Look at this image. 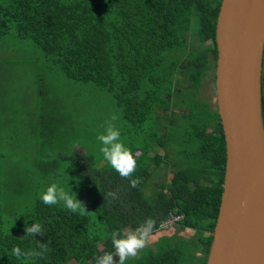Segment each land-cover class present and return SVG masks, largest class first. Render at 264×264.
<instances>
[{
	"label": "trees",
	"instance_id": "16d2710c",
	"mask_svg": "<svg viewBox=\"0 0 264 264\" xmlns=\"http://www.w3.org/2000/svg\"><path fill=\"white\" fill-rule=\"evenodd\" d=\"M209 1L0 0V40L9 36L23 46L30 44L44 54L49 69L60 71L79 88L89 85L92 92L111 96L123 123L117 125L121 139L137 160L133 178L140 180L132 188L109 163L96 168L94 154L67 153L61 141L73 103L58 96L53 100L44 89L34 95L27 88L29 81L18 91L13 76L20 72L13 67L16 62L10 66L0 60V264H69L71 260L96 264L98 256L114 253L113 231L134 230L150 217L156 221V233L170 212L184 215L176 228L208 233L204 241L196 242L201 255L196 251L193 255L196 264H206L226 168L220 114L210 110L208 121L195 127L194 147L185 151L188 166L176 168L158 189L152 185L151 167L166 162L168 154L150 152L169 141L158 127L160 110L168 112L173 91L190 89L179 85L178 76L187 74L197 92L217 64V47L187 50L191 32L201 42L216 36L222 0ZM262 92L264 118V59ZM166 118L167 130L173 122L168 114ZM152 120L149 133L146 122ZM64 164L82 181L80 192L89 189L95 196L83 214L60 203L45 205L38 195L52 183L65 186L58 175ZM109 191L118 192L119 199L105 200ZM4 211L12 218L3 219ZM26 221L29 226L40 223L45 234L25 237ZM15 246L42 254L25 261L13 256ZM179 255L174 247L159 253L149 250L126 264H181Z\"/></svg>",
	"mask_w": 264,
	"mask_h": 264
},
{
	"label": "water",
	"instance_id": "95a60500",
	"mask_svg": "<svg viewBox=\"0 0 264 264\" xmlns=\"http://www.w3.org/2000/svg\"><path fill=\"white\" fill-rule=\"evenodd\" d=\"M216 43L226 168L206 264H264V0H222Z\"/></svg>",
	"mask_w": 264,
	"mask_h": 264
},
{
	"label": "rangeland",
	"instance_id": "374dc122",
	"mask_svg": "<svg viewBox=\"0 0 264 264\" xmlns=\"http://www.w3.org/2000/svg\"><path fill=\"white\" fill-rule=\"evenodd\" d=\"M208 2L210 1L208 0ZM186 41L190 45V50L196 49L200 43L196 34L192 32L187 35ZM2 59L6 60L10 66L16 62L13 67L20 72L13 74V76L15 78L14 82L16 81L18 84L15 86L18 91L22 92L25 88L24 84L29 81L30 84L27 88L34 95L41 94L42 89H44V95L48 94L51 98L53 97V100H55V96H58L60 99L63 98L65 101L73 103L74 108L68 110L73 114L70 115L65 139L63 137L61 141V144H66L67 153L88 152L94 154L95 157L97 156L96 161L98 164L96 168L108 163L104 157H101L103 154L99 151L100 144L97 136L104 131L105 121L112 114L118 116V113L117 107L112 103L113 100L107 92L100 90L92 92V89L89 90V85H82L79 88L78 84L68 81L60 71L49 69L50 63L39 49L33 48L30 44L23 46L22 42L14 37L7 36L5 39L0 40V60ZM184 63H186V60ZM178 77L180 79L179 85L182 84L183 87L190 89L178 93L173 91L168 112L160 110L162 122L158 127L162 130L163 139H165V134H168L169 141L165 142L164 147L156 145L150 155L156 153H163L164 156H166L165 154L168 155L165 159L166 162L156 168H154L155 165L151 167V170H153L151 180L154 189H158L166 177L170 179L176 168L188 166L189 158L186 157L185 151L188 152L194 147L192 138L194 129L195 127H202L208 121V112L213 111L211 106L208 107L207 101L212 102L213 96H216L214 80L206 78L200 91L194 92L187 74L182 73ZM167 114L173 123L166 130L165 126L168 124L166 122ZM154 122V120L151 123L146 122L149 133H151ZM115 123L118 126L123 124L119 118ZM141 139L143 140V138ZM126 146L128 147V145ZM5 152L8 153V151ZM66 165L68 164H64L58 170L59 177L64 179V188L66 191L76 193L77 199L82 201L87 210L95 196L89 193V189L80 192L83 189L82 181L75 179L74 174L71 171L69 172V167L67 168ZM42 192H39L38 195ZM60 204L63 205L62 202ZM2 215L3 219L12 218L7 211L2 212ZM207 236L206 231L198 229L180 230L173 227L158 230L153 233L148 245L139 252L138 257L149 250L159 253L168 247H174L180 253L181 264H196L197 260L193 256L195 251L196 255H201V252L196 250L198 249L196 242L204 241ZM100 248L102 249L103 246H100ZM117 257L115 259L118 262ZM138 257L130 258L126 263H133ZM69 264L79 263L76 260H71Z\"/></svg>",
	"mask_w": 264,
	"mask_h": 264
},
{
	"label": "clouds",
	"instance_id": "9594fccd",
	"mask_svg": "<svg viewBox=\"0 0 264 264\" xmlns=\"http://www.w3.org/2000/svg\"><path fill=\"white\" fill-rule=\"evenodd\" d=\"M116 114H112L104 125V131L97 136L100 144L99 151L103 154L104 159L111 167L119 173L122 178L128 179L130 187L138 186L139 178H133V173L137 167V160L132 150L127 147L121 139V131L116 125L118 120ZM105 200L108 198L119 199L118 192L109 191L104 194ZM41 201L48 206H53L58 203H63L64 207L73 213L83 214L86 208L82 201L77 199L76 193L66 191L59 182H55L46 187V190L40 194ZM156 229V221L152 218H146L134 230L113 231L111 233V241L114 248L113 252H105L96 258V264H126L130 258H137L139 252L143 250L149 243ZM25 237H36L37 234L44 235L42 225L34 222L31 226L25 222ZM43 249L44 245L41 244ZM12 254L16 258L23 257L25 261H30L42 254V251L30 250L22 251L19 246L12 249ZM119 257V260L115 257Z\"/></svg>",
	"mask_w": 264,
	"mask_h": 264
},
{
	"label": "flooded vegetation",
	"instance_id": "af4514ba",
	"mask_svg": "<svg viewBox=\"0 0 264 264\" xmlns=\"http://www.w3.org/2000/svg\"><path fill=\"white\" fill-rule=\"evenodd\" d=\"M197 39L199 40L198 37H197ZM199 42H200L199 46L196 49H194V51L190 50V45L188 44V49H187L188 52L193 51L195 53L196 50H199L200 47H201V49H205V50L206 49L213 50V49H215V47H217L216 36H215V38L211 37V38L205 40L204 42H201L199 40ZM217 55H218V53H217ZM210 58H211L212 63H214L215 60H214V53L213 52L210 54ZM217 59H218V56H217ZM217 59H216V63H217ZM216 69H217V64L215 67H212L209 70L208 75L204 78L203 83L201 84V86L199 87L197 92H199L200 88L204 85L206 78H211L212 80H214V84H215V88H216ZM201 100L204 101V99H202V98H201ZM207 104H208V107H210V106L212 107L213 111L217 110L219 113L218 102H217V88H216V96L215 97L213 96V101L212 102L207 101ZM220 119H221V117H220ZM221 123H222V120H221ZM223 132H224V130H223Z\"/></svg>",
	"mask_w": 264,
	"mask_h": 264
},
{
	"label": "built area",
	"instance_id": "2783aa9c",
	"mask_svg": "<svg viewBox=\"0 0 264 264\" xmlns=\"http://www.w3.org/2000/svg\"><path fill=\"white\" fill-rule=\"evenodd\" d=\"M183 220H184L183 214L170 212L169 216L159 224L158 229L163 230V229L178 227Z\"/></svg>",
	"mask_w": 264,
	"mask_h": 264
}]
</instances>
